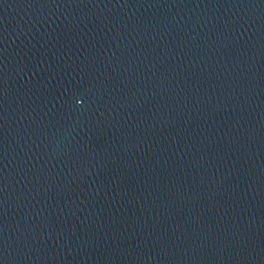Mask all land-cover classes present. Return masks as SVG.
Returning a JSON list of instances; mask_svg holds the SVG:
<instances>
[{"label":"water","instance_id":"obj_1","mask_svg":"<svg viewBox=\"0 0 264 264\" xmlns=\"http://www.w3.org/2000/svg\"><path fill=\"white\" fill-rule=\"evenodd\" d=\"M0 264H264V0H0Z\"/></svg>","mask_w":264,"mask_h":264}]
</instances>
